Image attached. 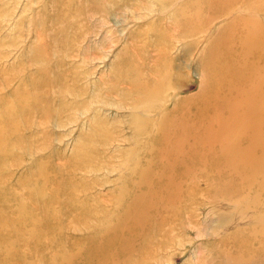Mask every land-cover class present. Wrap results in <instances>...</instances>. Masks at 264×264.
I'll return each instance as SVG.
<instances>
[{
  "label": "rangeland",
  "instance_id": "obj_1",
  "mask_svg": "<svg viewBox=\"0 0 264 264\" xmlns=\"http://www.w3.org/2000/svg\"><path fill=\"white\" fill-rule=\"evenodd\" d=\"M67 1L0 0V95L8 94L12 101L19 88H30L33 76L42 67L39 53L45 55L51 75L59 79L54 91L44 94L49 108L42 112L32 107L23 116L18 132L9 136L8 183L29 200L32 189L42 180L38 169L41 164L47 177L73 187L76 201L97 203L110 212L117 193L125 187L124 205L107 221V229L126 233L133 249L128 258L119 257L108 264H228L223 254L233 251L230 236L249 230L244 221L252 219L258 210L250 207L247 214L243 213L247 218L237 221L244 202L232 203V209L216 202L214 198L220 197L221 189L211 187V183L220 182L222 177L211 178L205 175V169L191 171L195 175L188 182L189 189L184 188L167 207L154 213L148 230L134 231L117 222L116 216L122 217L128 198L140 190L130 181L151 158L147 142L153 143L161 134L156 128L154 131L160 134L151 132L152 139L150 135V139L136 136L131 109L120 105V96L128 86L122 80L124 74L128 76L126 68L129 66L131 77L136 74L135 66L140 71L150 67L155 82L160 76L154 69L166 71L165 80L160 82L165 81L164 86L170 88L164 92L168 98L161 106L163 110H184L187 100L198 98L209 84L208 75L222 74L220 68L208 69L203 58L217 49L221 59L224 43L234 38L230 27L234 19L222 16L209 24L212 11L207 0L188 26L172 23L193 15L180 10L183 3L192 0H175V11H161L162 0H100L98 6L92 0H78L77 8L83 11L73 12L63 24L59 15L66 10ZM94 94L101 97V102L92 100ZM192 101L188 103L191 109ZM156 115L155 109L150 112L151 117ZM86 135L92 136L94 145L81 150L79 164L75 151ZM133 160L139 167H131ZM239 187L240 193L251 192ZM50 188H46L47 193ZM162 200L168 201L166 196ZM80 202L70 204L67 213L76 211L73 206ZM10 203L15 218L17 200L13 198ZM74 217L65 218L68 224L62 230L37 220L42 236L29 230L17 232L9 263L30 260L49 264L61 247L73 258V264L88 263L91 239L102 233L104 221L95 218L81 223L79 219L78 223ZM51 236L54 242L49 240ZM92 264L100 263L97 260Z\"/></svg>",
  "mask_w": 264,
  "mask_h": 264
},
{
  "label": "bare ground",
  "instance_id": "obj_2",
  "mask_svg": "<svg viewBox=\"0 0 264 264\" xmlns=\"http://www.w3.org/2000/svg\"><path fill=\"white\" fill-rule=\"evenodd\" d=\"M99 1L92 0L97 6L100 5ZM174 1H160L162 5L160 10L175 11ZM206 2L212 11L208 19L209 24L222 16L234 19L230 26L234 29V38L224 43L225 49L221 52L223 54L220 60L215 42L214 52L211 51L204 56L208 69L220 68L223 71L219 76L208 75L209 84L198 98L191 100L190 107L193 109L189 108L188 103L191 101L187 100V108L184 110H174L176 107L173 110L172 108L163 110L162 102L168 98L164 92L170 88L164 86L167 84L165 81L160 82L165 80L166 71L154 69L160 76L155 82L150 75L152 72L150 67L142 68L140 71V67L134 64L135 76H131L132 78L129 76V66L126 68L128 76L125 74L122 76L123 82L128 86L127 90L123 88L125 90L123 95H119L122 100L120 105L131 109V123L136 136L150 135L152 139L154 134L158 133L154 129H158L161 134L158 133L160 138L153 143L147 142L149 147H146L151 158L144 169L139 171L141 172L138 173L139 176L130 181L140 190L128 198L130 203H127V209L123 215L121 214L122 217L118 214L115 216L118 218L117 222L133 227L134 231L148 230L152 215L167 207L169 202L174 201V196L184 188L189 189L188 182L195 175L191 171L205 169V175L211 178L217 175L222 177L220 182L211 183V187L221 189L220 197L214 198L216 202L223 203L231 209L232 203L244 202L237 212L239 213L237 221L247 218L243 213L247 214L250 207H257L258 210L252 219L247 218L244 221L250 226L249 230L240 234L233 232L230 236L229 243L233 251L225 252L224 260L228 264H264V0ZM77 3L78 0L67 1L66 10L59 15L63 17L61 23L66 24L73 12L83 11L77 8ZM204 3L205 0L186 1L180 6V10L186 9L193 15H189L190 18L183 16L181 20L176 18L172 24L177 26L181 23L180 25L188 26L191 20L193 22L197 18ZM65 36L66 34L62 36L63 40ZM38 58L42 67L33 76L30 88H19L12 101L10 95H0V254L2 252L0 264H10L11 243L15 241L17 232L29 230L32 235L42 236L43 232L36 223L41 219L45 220V224L62 230L67 227L65 218L68 215H74L77 222L82 220L81 223L95 218L104 221L102 233L91 239L93 245L88 251V263L85 264H92L97 260L100 264H108L119 257L128 258L133 249L128 235L114 231L113 228L107 229L110 223L107 221H111L109 219L116 214V209L118 207L122 209L120 206L124 205L125 187L117 193L112 205L113 210L110 212L105 211L97 203L76 201L75 196L73 198V187L47 177L41 164L38 169L40 174L42 173V180L33 188L35 191L32 189L29 200L15 192L7 181L9 136L18 132L23 116L28 114L32 107L42 112L49 108L47 106L49 101L44 98V94L48 91L53 92L59 81L58 77L51 75V67L45 55L39 53ZM132 64L130 63V66ZM134 69L131 71L132 74L135 73ZM130 94L132 97H129ZM93 99L99 101L101 97L94 94ZM150 100L151 103H147ZM152 101L156 105H153ZM155 101H161V104ZM154 109L157 115L151 117L150 112ZM153 131L154 134L151 133ZM108 133L106 132V135ZM82 142L75 151V162L79 164L83 157L81 150L85 147L93 148L94 145L90 135L84 136ZM132 163L131 167L136 168L138 162L133 160ZM151 163L154 164V168H151ZM49 186L51 192L47 193L46 188ZM239 186H245V189L251 192L240 193ZM163 196H166L168 201H163ZM13 198L17 200L14 208L18 213L15 218L11 215L13 206L10 202ZM231 199L235 201L231 202ZM77 202L80 203L73 206L76 211L68 214L67 207ZM21 224L23 227L19 228ZM70 226L74 228L73 225ZM49 240L55 241L52 236ZM65 251L66 249L61 247L49 264H73V258L67 256ZM16 264L36 263L24 260Z\"/></svg>",
  "mask_w": 264,
  "mask_h": 264
}]
</instances>
